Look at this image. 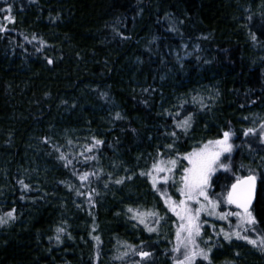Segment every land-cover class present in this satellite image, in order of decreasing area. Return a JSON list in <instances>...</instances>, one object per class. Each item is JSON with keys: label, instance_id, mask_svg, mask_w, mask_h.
<instances>
[{"label": "trees", "instance_id": "trees-1", "mask_svg": "<svg viewBox=\"0 0 264 264\" xmlns=\"http://www.w3.org/2000/svg\"><path fill=\"white\" fill-rule=\"evenodd\" d=\"M262 123L264 0H0V264H177L162 192L224 132L232 168L213 193L254 170L264 238ZM226 219L201 215L193 264H264Z\"/></svg>", "mask_w": 264, "mask_h": 264}, {"label": "snow or ice", "instance_id": "snow-or-ice-1", "mask_svg": "<svg viewBox=\"0 0 264 264\" xmlns=\"http://www.w3.org/2000/svg\"><path fill=\"white\" fill-rule=\"evenodd\" d=\"M8 9H6L7 11ZM5 19H11V17H5ZM255 39V36H253ZM51 63V61H49ZM119 118V114H117ZM191 117L186 118L182 124H178L177 127L187 128L190 125ZM255 133V129H248L245 131L244 135L248 136L249 134ZM175 135V133H172ZM233 133L224 132L223 138L215 141H209L202 149L193 151L192 153L187 154L185 159L188 160L191 167L184 169V175L181 177L183 187L179 190L181 195L186 197L179 202V211H177V206L174 203H170L169 207L172 211L176 212V215L180 218L181 224L176 232L177 247L174 251H180L181 246L184 249L183 260H178L177 264H193L196 257H203L205 260L208 259V253L203 249H200L196 243V238L201 235L202 225L198 222L201 212L207 211L209 215H215L216 208L219 206L218 200H212L209 198L208 190L211 187V182L213 176L218 170L231 171V163H224L221 157H224L225 160L228 159L225 156L226 153L230 154L233 151L234 145L230 143V139ZM264 136V131L261 133ZM96 144H100L101 141H96ZM170 147V146H169ZM90 150V149H89ZM61 158H64L63 156ZM71 163V161H69ZM170 164L175 165L176 161H169ZM153 169L156 172L171 171V168L165 169L159 167L157 164H153ZM244 168V165H241V169ZM146 173H142L144 175ZM88 173H84L81 176L82 180L88 178ZM151 175V173H147ZM164 181L167 182V177L164 178ZM121 183V181H116ZM261 182L264 183V177L261 178ZM21 183H23L21 181ZM157 179L153 177V187H156ZM27 187V185H24ZM257 193V174L254 173V170L249 169L247 175H235V182L231 184L230 190L227 192L226 202L228 204H234L237 209L240 211L233 213H220V219H226L228 215H234L238 217L242 222L247 224H255L256 220L250 210V207L253 203V200ZM163 195V194H162ZM203 198L204 203H201L200 198ZM170 197L165 199V203H169ZM188 201H195L197 204H200L198 208H191L187 205ZM129 211H132L129 209ZM141 215V214H138ZM152 215H155L154 213ZM14 219L13 211L6 213V216L0 217V225L6 224L8 220ZM140 223L144 224L145 221L143 218L140 219ZM145 227L149 232H153L156 229ZM58 232H62L63 229H58ZM223 232V229H221ZM226 240H230L232 235H235L237 238H242L248 240L249 243L256 245L257 241L249 239L247 236L241 237L239 232L235 233H223ZM57 241L60 240L59 235L56 237ZM98 240L99 238L96 237ZM260 244L264 245V238H261ZM210 251V249H209ZM141 257H149L151 253L149 252H140Z\"/></svg>", "mask_w": 264, "mask_h": 264}, {"label": "rangeland", "instance_id": "rangeland-1", "mask_svg": "<svg viewBox=\"0 0 264 264\" xmlns=\"http://www.w3.org/2000/svg\"><path fill=\"white\" fill-rule=\"evenodd\" d=\"M256 130H257V132H258V134H259L261 140L264 142V136L261 135L262 131H264V123L259 124V126H258V128H256ZM222 138H223V135H222L221 137H219L218 139H222ZM218 139H214V140H211V141H215V140H218ZM208 142H209V141H208ZM208 142H206L205 144L201 145L200 147H197L196 149H193V150H192L191 152H189V153H192L193 151H197V150L202 149L205 145L208 144ZM230 143H232L231 139H230ZM189 153H188V154H189ZM227 154H228V153H226L225 155H227ZM186 156H187V154L184 156V159H185ZM221 158H222V157H221ZM185 161H186V168L191 167V165L189 164L188 160L185 159ZM218 171H222V169H221V170H218ZM218 171H217V172H218ZM217 172H216V173H217ZM153 177H156V179H157L156 188L158 187V182H159L160 180H161V181H162V180L164 181V178H165V177H161V179H160V178L157 177V175H154V174H153V175L150 177V180H151L152 184H153ZM182 187H183V184H181L180 189H181ZM157 189H158V188H157ZM180 189H179V190H180ZM179 190H178V196H177V197H173V196H171V195H168L167 193L165 194L164 192H162L164 202H165V199H166V198H168V197L171 198L170 201H169V203H165V204H166V206L169 208V210H170V211L176 216V218H177V220H178L177 229L179 228V226H180V224H181V220H180V218L176 215V212H174V211H172V210L170 209L169 204H170V203H174V204L177 206V211L180 210L179 207H178L179 202H180L182 199H186V197L182 196V195H181V192H180ZM227 192H228V189H227L226 192H219V193L217 192L216 194H214V193H213V190H212V185H211V187H210L209 190H208L209 198L212 199V200H218V201H219V206L221 207L222 211L219 212L218 210H215V212H216L215 215H209L207 211H204V212H201L200 217H201V215L204 214V213L206 214L207 217H212V218H214V217L219 216L220 213H226V214H227V213H233V212L240 211V210H237V208H236V209H233V207H235V206H234L233 204H228V203L226 202ZM200 200H201V203H204L202 197L200 198ZM187 205H188L189 207L193 208V209L200 207V204H197L195 201H188V202H187ZM216 209H217V208H216ZM252 214H253V213H252ZM200 217H199V221H198V222L201 224V221H202V220H200ZM230 218H231V219H230ZM226 220H227V222H229V224H230V226H229L230 233L239 232L241 237L247 236L249 239L256 240L257 242H260L261 239H260L259 235L257 234L255 228L253 227V224H247V223H244V222H242L238 217H236V216H234V215H228ZM176 232H177V230H176ZM234 236H235V235H234ZM196 243H197V245H198V247H199L200 249H203V250L206 252V250H205L204 248H202V247L199 245V243H198V237L196 238ZM176 247H177V239H176ZM183 252H184V249H183V247L181 246V250L178 251L177 261H178V260H183V258H184V257H183ZM197 258L204 259L203 257H200V256L196 257V259H197ZM196 259H195V260H196ZM195 260H194V261H195ZM193 263H194V262H193Z\"/></svg>", "mask_w": 264, "mask_h": 264}, {"label": "water", "instance_id": "water-1", "mask_svg": "<svg viewBox=\"0 0 264 264\" xmlns=\"http://www.w3.org/2000/svg\"><path fill=\"white\" fill-rule=\"evenodd\" d=\"M255 199V198H254ZM254 201V200H253Z\"/></svg>", "mask_w": 264, "mask_h": 264}]
</instances>
